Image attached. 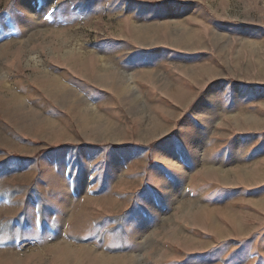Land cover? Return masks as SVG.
I'll return each mask as SVG.
<instances>
[{"label":"rangeland","instance_id":"1","mask_svg":"<svg viewBox=\"0 0 264 264\" xmlns=\"http://www.w3.org/2000/svg\"><path fill=\"white\" fill-rule=\"evenodd\" d=\"M0 264H264V0H0Z\"/></svg>","mask_w":264,"mask_h":264},{"label":"bare ground","instance_id":"2","mask_svg":"<svg viewBox=\"0 0 264 264\" xmlns=\"http://www.w3.org/2000/svg\"><path fill=\"white\" fill-rule=\"evenodd\" d=\"M132 78V75H129L128 79Z\"/></svg>","mask_w":264,"mask_h":264}]
</instances>
